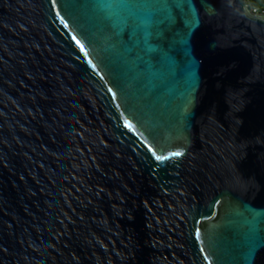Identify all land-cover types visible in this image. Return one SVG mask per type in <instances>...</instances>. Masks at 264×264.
<instances>
[{"label": "water", "instance_id": "1", "mask_svg": "<svg viewBox=\"0 0 264 264\" xmlns=\"http://www.w3.org/2000/svg\"><path fill=\"white\" fill-rule=\"evenodd\" d=\"M160 36L138 70L94 0H0V264H248L264 14L191 0Z\"/></svg>", "mask_w": 264, "mask_h": 264}, {"label": "snow or ice", "instance_id": "2", "mask_svg": "<svg viewBox=\"0 0 264 264\" xmlns=\"http://www.w3.org/2000/svg\"><path fill=\"white\" fill-rule=\"evenodd\" d=\"M190 2L191 0H94L96 7L101 10V15L115 21L120 35L127 37V40L121 41V47L126 48L130 56H135L133 63L138 70L144 69L148 61L142 54H136L133 48L140 49L142 47L143 51H158L156 45L161 38L160 30L175 18L176 13L183 15ZM77 43L80 42L77 41ZM80 48L83 51L84 45L80 44ZM152 59L156 60L158 57L153 56ZM149 151H152L151 148ZM180 155H182L180 152L172 153V156ZM153 156L157 161L169 159V157L157 155L155 152H153ZM245 223L252 225L253 233H258L259 230L254 221L245 220ZM196 237L200 238L199 231H197ZM261 247H264V238L255 235L249 244L248 264H253L255 252ZM201 251L203 252V249ZM205 260H207V256H205Z\"/></svg>", "mask_w": 264, "mask_h": 264}, {"label": "trees", "instance_id": "3", "mask_svg": "<svg viewBox=\"0 0 264 264\" xmlns=\"http://www.w3.org/2000/svg\"><path fill=\"white\" fill-rule=\"evenodd\" d=\"M249 9L255 8L259 14H264V0H245Z\"/></svg>", "mask_w": 264, "mask_h": 264}, {"label": "built area", "instance_id": "4", "mask_svg": "<svg viewBox=\"0 0 264 264\" xmlns=\"http://www.w3.org/2000/svg\"><path fill=\"white\" fill-rule=\"evenodd\" d=\"M252 14H259L255 8L250 10Z\"/></svg>", "mask_w": 264, "mask_h": 264}]
</instances>
